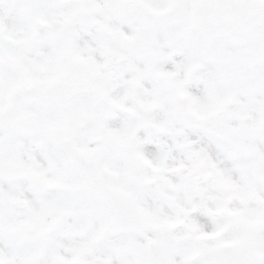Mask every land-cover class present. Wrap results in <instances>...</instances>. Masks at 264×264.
<instances>
[{
  "label": "clouds",
  "instance_id": "1",
  "mask_svg": "<svg viewBox=\"0 0 264 264\" xmlns=\"http://www.w3.org/2000/svg\"><path fill=\"white\" fill-rule=\"evenodd\" d=\"M0 264H264V0H0Z\"/></svg>",
  "mask_w": 264,
  "mask_h": 264
}]
</instances>
